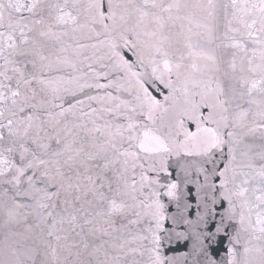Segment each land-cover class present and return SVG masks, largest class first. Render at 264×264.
<instances>
[{
    "label": "snow or ice",
    "instance_id": "6c2138e0",
    "mask_svg": "<svg viewBox=\"0 0 264 264\" xmlns=\"http://www.w3.org/2000/svg\"><path fill=\"white\" fill-rule=\"evenodd\" d=\"M0 264H264V0H0Z\"/></svg>",
    "mask_w": 264,
    "mask_h": 264
},
{
    "label": "water",
    "instance_id": "95a60500",
    "mask_svg": "<svg viewBox=\"0 0 264 264\" xmlns=\"http://www.w3.org/2000/svg\"><path fill=\"white\" fill-rule=\"evenodd\" d=\"M219 250H220L221 254H223V247H221Z\"/></svg>",
    "mask_w": 264,
    "mask_h": 264
}]
</instances>
